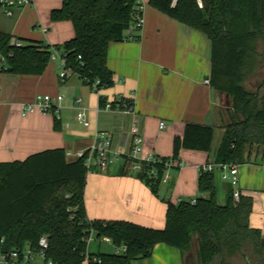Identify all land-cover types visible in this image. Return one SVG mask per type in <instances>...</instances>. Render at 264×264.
<instances>
[{
    "label": "trees",
    "instance_id": "1",
    "mask_svg": "<svg viewBox=\"0 0 264 264\" xmlns=\"http://www.w3.org/2000/svg\"><path fill=\"white\" fill-rule=\"evenodd\" d=\"M150 0L158 9L207 35L211 42L210 84L231 98V122L217 148L216 164H244L253 152L264 157V0ZM140 0H63L51 12L53 21H71L74 37L62 44L18 38L0 31V71L41 75L54 50L62 51L66 69L79 73L97 89L112 87L114 73L107 65L112 42L140 36L129 32ZM258 81L251 89L248 83ZM133 107L132 99L111 102L114 108ZM216 128L187 123L174 138L173 155L142 162L137 176L159 194L168 169L180 163L183 149L211 153ZM133 163L131 159L127 163ZM171 164V166H170ZM179 164H177V167ZM171 167V168H170ZM88 169L84 159L68 160L64 149L37 152L23 161L0 162V244L5 248L38 247L46 235L47 258L54 264H132L152 256L165 243L192 250L197 239L198 264H264V238L250 225L253 197L234 189L225 205L216 199L214 171L201 170L198 188L203 194L178 203L166 199V226L156 229L126 220H90L85 208ZM122 173H127L122 169ZM109 237L126 251L89 252L87 239ZM3 240V243L1 241ZM89 252L90 260L86 261ZM94 257L96 260H94ZM100 261V262H99Z\"/></svg>",
    "mask_w": 264,
    "mask_h": 264
},
{
    "label": "crops",
    "instance_id": "2",
    "mask_svg": "<svg viewBox=\"0 0 264 264\" xmlns=\"http://www.w3.org/2000/svg\"><path fill=\"white\" fill-rule=\"evenodd\" d=\"M140 2L144 20L140 36L109 45L107 65L114 73L112 87L93 91L79 73L66 71L59 58L51 60L41 75L0 71V162L23 161L52 149L76 152L91 146L97 131L107 132L112 137L111 152L120 157L108 171L88 173L84 194L87 217L163 229L166 199L178 203L183 196L195 199L203 195L198 188L200 168L215 163L217 148L231 122V98L205 82L211 72L207 35L153 6L150 0ZM62 4L63 0H36L11 17L0 9V31L9 32L13 41L24 38L62 44L75 35L71 21L51 19V12ZM40 94L63 96L58 101L59 119L52 112H23V107ZM79 98L88 109L89 127L76 118ZM121 98L134 101L131 111L108 106ZM135 121L142 138L141 156L153 153L171 157L175 136L182 135L190 122L215 126L214 149L211 153L181 150L180 165L170 170L169 180L156 195L127 163L132 159ZM162 121L164 128L160 127ZM252 156L251 161L236 164L239 188L242 194L253 197L249 222L264 238V157L256 158L254 152ZM214 174L217 203L225 205L231 184L222 178L221 170ZM96 241L97 249L90 244L89 252H105L104 245L116 251L112 242ZM132 264H198L197 239L187 254L159 243L151 257L133 260Z\"/></svg>",
    "mask_w": 264,
    "mask_h": 264
},
{
    "label": "built area",
    "instance_id": "3",
    "mask_svg": "<svg viewBox=\"0 0 264 264\" xmlns=\"http://www.w3.org/2000/svg\"><path fill=\"white\" fill-rule=\"evenodd\" d=\"M36 0H0V9L4 12L6 16H14L15 11L19 9H23L29 6H32L35 3ZM177 0H172V4L175 5ZM141 3V2H140ZM139 10H141V5L139 7ZM142 11V10H141ZM143 16L138 14L136 16V20L131 24V27L129 29V32L132 34H135L137 32V29L140 28L143 25ZM59 58L61 60L62 67L67 71L66 69V58L65 56L60 53L58 50H54L52 54L51 60H55ZM66 74L63 73V76ZM206 83L210 84V80L207 79L205 81ZM99 83V80L95 81L93 86H91L92 90L95 92H99L97 89V84ZM63 99V96L58 95L57 97H53L49 94H40L36 97L35 101L31 104L25 105L23 107V112L25 114L32 113L35 111H39L42 113H49L52 112L55 114L56 118L59 119V104L58 101ZM79 106L76 113L77 120L83 124L85 127L90 126V121L88 119V109L83 105V101L81 98L78 99ZM109 107H111V104H108ZM127 111H131L133 107H128L127 104H124V107L122 108ZM166 126L165 122L162 121L160 124L161 128H164ZM139 133V126L138 122L135 121L132 126V134H133V150L131 154V158L134 160L133 163H131V168L135 171L140 170L142 162H150L155 161L158 158V155L150 153L146 156H141V142L142 138L140 137ZM95 142L89 146L86 149H80L76 152L67 151L66 157L68 159L77 160L79 158L84 159V164L89 172H93L95 170L100 172H106L110 169L112 165L118 162L119 160V154H113L111 152V143H112V137L107 132L97 131L95 133ZM173 164L177 165L180 163L174 162ZM171 166V164H170ZM171 168V167H170ZM205 171H215L216 169L221 170V176L224 180H227L231 186L234 189V200L238 201L241 190L239 188V170L238 166L236 164H216V163H208L203 165L200 170ZM170 169H168L164 175L163 183H166L169 178ZM196 198L191 200V203H195ZM95 235L93 233L90 234V236L87 239L88 245H90L91 242L95 241ZM103 241L106 242H112L109 237H103ZM3 243V240L1 241ZM49 248V240L46 235L42 236L39 240L38 247H31L26 246V248L20 249V248H5L2 244H0V264H54L52 260H49L47 258L46 252ZM126 251V246H120L116 248V253H122ZM86 261L88 262L90 260L89 252L86 253ZM36 257L42 260V263H36ZM94 260L96 258L94 257ZM100 262V261H99Z\"/></svg>",
    "mask_w": 264,
    "mask_h": 264
},
{
    "label": "rangeland",
    "instance_id": "4",
    "mask_svg": "<svg viewBox=\"0 0 264 264\" xmlns=\"http://www.w3.org/2000/svg\"><path fill=\"white\" fill-rule=\"evenodd\" d=\"M63 21H66V20H63ZM256 84H258V81L257 82H255L254 83V80H252V81H250L249 83H248V87L250 88L251 87V89H254L255 87H256ZM170 170H175L174 169V167L173 168H171ZM171 171V172H172ZM170 172V171H169ZM167 186H169V185H167ZM163 187V186H162ZM161 187V188H162ZM199 197H200V195H199ZM198 198V197H197ZM183 200H192L191 198H189V197H185V196H183V198H182ZM177 201V200H176ZM178 202V201H177ZM97 240V239H96ZM93 241V242H91L90 244H91V248L93 249V250H95V249H97V242L98 241ZM102 250H104L105 252L107 251V252H111V251H113L114 249L112 248V247H109V246H106V245H104L103 246V248H102ZM36 259H39L38 257H36ZM40 261V260H39Z\"/></svg>",
    "mask_w": 264,
    "mask_h": 264
}]
</instances>
